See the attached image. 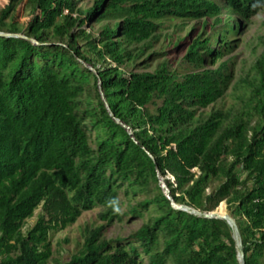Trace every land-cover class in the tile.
I'll use <instances>...</instances> for the list:
<instances>
[{"label":"trees","instance_id":"1","mask_svg":"<svg viewBox=\"0 0 264 264\" xmlns=\"http://www.w3.org/2000/svg\"><path fill=\"white\" fill-rule=\"evenodd\" d=\"M81 1L27 0V26L14 19L22 0L0 9V33L24 37L0 36V264H49L51 233L95 208L106 226L83 230L69 264H240L225 221L173 209L168 176L179 206L225 203L245 263L264 264V54L233 87L231 62L208 68L264 0ZM176 20L203 23L170 41L153 72L126 73L147 68L138 62ZM92 23L104 24L98 37L83 29ZM180 50L190 71L172 69ZM231 88L238 107L207 112ZM126 219L140 229L107 241L106 227Z\"/></svg>","mask_w":264,"mask_h":264},{"label":"rangeland","instance_id":"2","mask_svg":"<svg viewBox=\"0 0 264 264\" xmlns=\"http://www.w3.org/2000/svg\"><path fill=\"white\" fill-rule=\"evenodd\" d=\"M95 2L96 0L81 1L78 3V8L86 10L93 9ZM26 4L27 0H22L21 5L14 15L16 23L22 26H27L33 19L29 12L25 10ZM10 5L11 0H0V9L8 8ZM224 17L226 19L229 18L226 12H224ZM213 22L214 21H210V24L212 25ZM202 23V21L187 22L184 25L181 21L177 20L165 22L162 29L159 31L161 40L153 46L143 60L138 62L139 65L146 62L145 65L147 68L130 66L125 69V72L128 74L132 72H153L157 65L165 58V56L162 55V52L168 46L169 42H175L179 39H187L193 33V30L202 25ZM103 25L104 24L101 23L86 24L83 29L95 37H98ZM183 25L185 28L182 30L179 29V27H182ZM222 27L223 26H219L216 31L222 30ZM234 42H236V48L231 54L226 55L221 61L213 64L212 66H208V68L217 69L222 63L231 62V66L234 69V81L232 87L236 85L240 79L245 78L251 73L252 67L264 54V8L261 9L249 23L244 24L243 29L234 38ZM185 55V50H180L175 51L174 54H170L169 57H167L172 61L171 66L173 70H177L179 72L190 71V69L183 63ZM97 65L98 68H101L102 66L100 63ZM91 70L96 72L93 68H91ZM238 105L239 103L236 100L231 88L224 100L211 106L207 112H211L213 109L219 108L229 109L232 107H238ZM166 180H171V183L175 184L174 180L169 176L166 179L161 178V181L164 183ZM211 192L212 191H209L208 193L210 194ZM222 206H224L225 213L231 215L225 203H222L219 211L223 212ZM101 212L102 210L99 208L85 212L73 226L51 233L50 244L52 248V258L49 264H69L72 257L77 255L82 248L84 243L83 230L86 227L95 229L106 226V223L99 218ZM40 214L41 209L35 213V217L33 219L27 222L24 231L32 229L36 225ZM141 225V221L131 222L129 219H126L122 224H114L106 227L103 236L107 241H117L118 239L127 240L140 229Z\"/></svg>","mask_w":264,"mask_h":264},{"label":"water","instance_id":"3","mask_svg":"<svg viewBox=\"0 0 264 264\" xmlns=\"http://www.w3.org/2000/svg\"><path fill=\"white\" fill-rule=\"evenodd\" d=\"M0 36L1 37H5V38H11V37L24 38L23 36H12V35H6V34H1V33H0ZM108 110H110V109L108 108ZM111 116L115 119V117L112 114H111ZM116 121H117L118 124L122 125L128 131H130V134L132 135V132H131V130L128 127H126L120 121H118V120H116ZM160 186H161L166 198L171 202L172 207H173L174 210L186 212V213L192 214L194 216H197L199 218L206 219V220H221V221H225L230 226V228L233 231V239H234V241L236 243V249H237V252H238V260H239L240 264H246L245 263L244 246H243V242H242L240 231L238 229L236 221L233 219V217L231 215H228L227 213H222V212L219 211V208L221 207L222 204L214 212L204 213L203 214V213L198 212V211H196L194 209H191V208H188V207H185V206L177 205L173 201L167 185L164 182L161 181Z\"/></svg>","mask_w":264,"mask_h":264},{"label":"clouds","instance_id":"4","mask_svg":"<svg viewBox=\"0 0 264 264\" xmlns=\"http://www.w3.org/2000/svg\"><path fill=\"white\" fill-rule=\"evenodd\" d=\"M110 206L113 208V211H115V212H119L120 211L119 207L116 206V201L115 200L110 202Z\"/></svg>","mask_w":264,"mask_h":264},{"label":"bare ground","instance_id":"5","mask_svg":"<svg viewBox=\"0 0 264 264\" xmlns=\"http://www.w3.org/2000/svg\"><path fill=\"white\" fill-rule=\"evenodd\" d=\"M222 213H225V212H222Z\"/></svg>","mask_w":264,"mask_h":264}]
</instances>
